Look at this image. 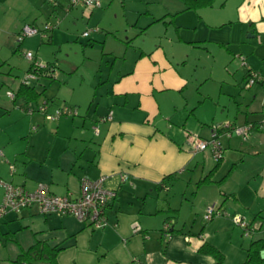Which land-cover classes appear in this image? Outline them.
Here are the masks:
<instances>
[{
    "label": "crops",
    "instance_id": "1",
    "mask_svg": "<svg viewBox=\"0 0 264 264\" xmlns=\"http://www.w3.org/2000/svg\"><path fill=\"white\" fill-rule=\"evenodd\" d=\"M53 1L0 0V53L4 44L13 53L20 49L25 38L18 42L17 34L24 25L37 24L36 19L28 20L41 7L70 15L77 6L66 11L69 0H56L59 7H53ZM113 1L99 0L93 9L79 5L80 15L89 23L101 6L110 8ZM124 1L122 28L115 33L109 29L106 34L118 41L120 56L114 55L113 49L104 52L112 59L110 70L115 67L116 74L101 83L97 90L102 93L94 94L93 104L89 103L83 114L78 108L82 101L70 97L67 102L63 97L59 104L56 93L47 92L49 82L65 81L59 79L57 68L53 77L43 75L36 81L34 87L43 94L35 103L50 100L57 107H73L74 116L45 120L40 112L28 114L20 106L21 98L11 104L0 98V122L5 121L0 123V202L2 182L22 185L28 191L44 184L53 194L76 196L82 178L95 180L107 175L106 186L117 192L107 209L108 224L93 229L69 215L40 214L36 206L19 214L8 213L0 220V264H12L37 242L64 248L55 263L22 264H212L214 259L199 251L205 242L223 253V264H251L242 259L238 248L236 259H230L234 254L228 255L216 237L234 225L231 216L238 214L254 227L249 236L264 241V0H216L212 7L197 10H184L180 0H146L145 4L160 5L134 11L133 18L127 15ZM101 20H95L92 27H98ZM47 22L46 18L42 30L37 28L45 34L39 33L42 39L51 31H44ZM223 30H227L225 37H217L223 40L217 43L237 65L230 71L226 64L227 73L220 70L216 77L208 34ZM53 38L54 31L49 40ZM202 54L212 58L207 67L199 64L206 60ZM34 57L44 62L36 54ZM11 58L0 57V70L7 72L1 82L8 87L6 91L16 93L30 62L21 71ZM250 69L258 71L261 79L246 87ZM209 80L217 84L214 92L212 87V92L206 88ZM109 112L111 118L103 120ZM224 122L256 127L246 139L221 134L220 160L209 150H192L190 135L208 138L211 126ZM224 169L227 174L217 179ZM238 169L239 176L233 177ZM122 175L127 179L121 180ZM168 175L174 177L163 184ZM175 187L181 190L175 193L180 194L177 207L166 197L160 202V195H169ZM194 203L215 205L225 215L196 225ZM185 205L193 220L189 227L188 218L177 220ZM165 221L169 222L170 237L162 231ZM134 225L139 229L134 230ZM259 263H264V258Z\"/></svg>",
    "mask_w": 264,
    "mask_h": 264
},
{
    "label": "rangeland",
    "instance_id": "2",
    "mask_svg": "<svg viewBox=\"0 0 264 264\" xmlns=\"http://www.w3.org/2000/svg\"><path fill=\"white\" fill-rule=\"evenodd\" d=\"M145 1L146 0H125L124 2H125L127 15L133 18V15L131 14L136 13L134 11H142L149 9L151 5L153 6L152 8H154V5H160L158 2L145 4ZM121 5H122L121 0H114L110 8H108V5L101 6V8L95 12L93 19L89 23L85 18L81 17L79 5L75 7L74 9L75 13L72 12L70 15L69 14L66 15L61 10L53 11L51 8H49V6H43L39 9L38 13L34 14V16H32L30 20H28V22H30L33 19H36L37 24L35 26L38 29L42 30L47 18V20L50 21L47 23L52 25V28L50 29L51 31H48V33L46 34L48 37L42 39L39 33L34 37H27L20 44V49L14 53L12 51L13 49L11 50L8 44H4L2 47L3 51L0 53V57H5L6 59L8 57L11 58V56L13 55V57L11 58L13 64L15 63L16 65H18L19 66L18 68L21 69V71L26 66V62L28 63V60H26L24 56H22V53L27 51H31L34 54H36L38 60H42L45 63L50 62L55 64L59 72V76H60L59 79L60 80L63 79L65 81L64 83H61L60 81L49 82L50 88L48 89L47 92L56 93V97L61 100L59 104L63 103L62 102L63 97H65L67 102H70L69 100L70 97L71 98L73 97L75 100L82 101L81 105L78 108H79V113L83 114L86 111L88 104L90 103V106L93 104L92 98L94 94L95 96H97V94L102 93V91L97 90L101 85V83L105 82V80L108 77L112 79V76L116 74L114 71L115 67L114 70H110V67H112L111 65L113 63L112 59H109V56L105 55L104 52H108V50L113 49L114 55L120 56V52L117 49L118 41L115 40L114 37H111L110 34L108 35L106 34L108 33L107 30L109 29H111L109 32L115 33L114 30L122 28L121 26L122 18L120 17ZM105 10L106 12L104 15ZM143 16L144 15H141L140 20H143L142 18ZM57 18H60L59 19L60 22L58 23L56 21ZM100 18H102L101 20L102 23L98 24V27H95L98 28L99 32H91L89 36L83 37L81 35L82 32L84 30L93 29L92 25L96 24V22L94 21ZM53 31H54V38L51 41L49 40V35ZM191 32L193 33V31ZM226 32L227 30H223L222 32L215 31L216 34L213 36H210L208 34L209 37L208 39H212L211 40L212 42H208L207 44L209 45V48H211V51L214 56L213 63H215L216 65L215 66L216 67L215 73L217 75L216 77H219V74L221 73L220 70L223 71L224 73H227L224 70L226 64L229 66L228 68L230 71L231 70L233 71V68L237 65L235 61H229L230 54H227L224 46H221L217 43L223 41V40L221 41L218 40L217 37L218 38L219 36H221L220 38L225 37ZM118 33L120 37L125 39L122 32H118ZM104 38L107 39V43L106 46L103 47L102 42ZM199 44L200 43H198L197 45ZM201 44H203V42ZM231 46L230 44H227V47H229V49H232ZM202 57H204L206 60L199 61L200 65H204V66L206 65L207 67L210 63H212L211 57L207 58L203 54ZM5 65L6 66L4 68L7 69L8 62ZM15 67L17 69V66ZM237 70L239 71V68ZM199 72H201L202 74V71ZM5 73L7 72H5L4 70L2 71L0 70V98L4 102H8L9 104H11L10 98L7 97L5 94L6 89L8 87L1 82V77L2 75H6ZM207 86L208 87L206 88L210 90V92H212V90L209 87H212L214 92V88L217 86V84L214 81L209 80ZM58 89L61 90L57 91ZM214 95L215 94L213 93L212 98L214 97ZM212 101H215V98ZM50 102L51 104L54 105L52 101ZM1 122H5V121L2 120ZM1 125L2 124H0V126ZM47 125L49 126L50 124ZM209 163H210L209 165L212 164L211 161ZM240 170L241 169H238V171L233 175V177L239 176ZM225 171L226 169L218 173L216 175V178L218 179L220 176H222V173L225 174ZM249 172L250 171H248L246 175H248ZM250 187L252 190L253 184H250ZM178 189L179 187L173 188V190L171 191V193H169V195L163 192L159 197L160 202H162L166 197L167 200H171L172 203H175L177 207L180 201V194L178 193L175 194V193L176 190ZM180 191L181 190L179 189L178 192ZM188 192L190 193V190ZM189 193H187L186 196H188ZM186 206L187 205H185V207L184 206L182 207L180 211V216L178 217V219L177 217L175 219L179 221H183L184 219L187 220L189 216L187 214L188 211L186 209ZM193 206H195L196 208L194 211L197 212V214H195L194 216L197 220L196 225H198V223L200 225H204L203 222L206 223L209 222L206 221L203 217L204 210L208 205L200 206V204L198 205L197 203H194L192 207ZM202 207H204V210ZM162 215H164V213H162ZM159 219H161V217H159ZM159 219L157 218L156 221L157 225H159L160 223ZM192 221H193L192 219L187 220L188 227L192 225ZM160 226H157V229L154 231V233H157V230L159 229ZM162 226H163L162 231H165L164 224ZM163 234H166L167 236L170 237V233L167 234L166 232H163ZM255 239H256L255 235L248 236L243 232V230L239 226L237 227L234 225H230V227L226 228L224 235L222 236L219 235L216 237L217 243L228 252V255L229 252H232L234 254V256L230 255V259L236 257L237 255L236 249L238 248V253L243 256L242 259H245V261L247 260V256L245 257V249L249 247L250 242ZM228 260H229V256H228ZM251 264H258V262H254ZM259 264H264V263H259Z\"/></svg>",
    "mask_w": 264,
    "mask_h": 264
},
{
    "label": "built area",
    "instance_id": "3",
    "mask_svg": "<svg viewBox=\"0 0 264 264\" xmlns=\"http://www.w3.org/2000/svg\"><path fill=\"white\" fill-rule=\"evenodd\" d=\"M81 5L87 9H93L99 6V0H69L66 11L70 6ZM53 7H59L60 5L56 0L52 2ZM52 28V25L46 23L44 31H48ZM98 28L85 30L82 32L83 37H87L91 32H97ZM40 33L37 27L32 25H24L17 34V41L21 42L26 37H31ZM46 33V32H45ZM41 36L45 34L40 33ZM26 60L30 62L29 68L24 72L20 79V83L24 85H32L40 79L43 75L54 76L56 67L51 66L48 63L36 61L33 52L27 51L24 53ZM241 58V57H240ZM242 65H245V61L241 58ZM261 79V75L250 69L248 71V77L245 85L251 86L256 81ZM7 97L10 100L14 99V91L8 90L6 92ZM48 102L35 107L28 103L26 105V112L32 114L35 110L43 114L45 120L55 121L61 116H74L76 111L67 106H60L54 108L51 112L48 110ZM111 112L107 114L104 119H110ZM253 130V124L246 123L243 125H234L231 122H224L221 124H213L211 126L210 135L208 138H200L195 135H190V143L192 150L205 151L209 150L212 157L215 160H219L222 157V147L219 137L224 134L228 137L232 135L241 136L246 139ZM95 133L97 129L94 128ZM13 171V169H12ZM125 175L121 176V180H126ZM107 175H101L95 180L88 178H82L80 181L79 193L76 196L71 194L56 195L49 191L48 187L44 184H39L35 190L28 191L22 185H16L12 183L2 182L4 189L3 197L0 202V220L8 213L19 214L24 209L31 206H36L38 213L50 214L56 213L61 215H69L76 218L78 221L83 222L87 226L93 229H99L107 226V209L111 201L116 197V190L110 189L106 186ZM223 211L215 205H208L204 210V219L211 220L216 217H221L225 214ZM231 221L234 225L239 226L246 235H250L253 232V228L250 224L245 222L244 218L238 214L231 216ZM169 222L164 223V230L168 234ZM134 230L139 229L134 225Z\"/></svg>",
    "mask_w": 264,
    "mask_h": 264
},
{
    "label": "trees",
    "instance_id": "4",
    "mask_svg": "<svg viewBox=\"0 0 264 264\" xmlns=\"http://www.w3.org/2000/svg\"><path fill=\"white\" fill-rule=\"evenodd\" d=\"M180 1L184 5V10H197L200 8L212 7L216 0H180ZM48 64H50L51 66H55V64H53V63H48ZM254 71H256V70H254ZM256 72H258V71H256ZM247 77H248V74L246 76V79H247ZM245 82H246V80H245ZM35 84H36V82L33 83L32 85L27 86V85L20 83L18 90L16 91V93L14 92V99H12L11 101L13 102V101H15V99L21 98V99H23V103L20 106H22L24 110H25L26 105L28 103L32 104L36 109V107L40 104L35 103V101H37V99L40 97V95L43 94V91H38L34 87ZM45 102H48V104H49L48 110L50 112L54 108L57 107V106L52 105L50 100H47ZM67 107H69V106H67ZM69 108L74 109L73 107H69ZM35 111H37V110H35ZM64 116H66V115H64ZM255 127H256V124H253V128H255ZM173 177H174V175L166 176L163 179L162 183L166 184V182L172 180ZM116 196H117V192H116ZM115 198L111 201V203L115 200ZM110 204H109V206H110ZM165 223H166V221H165ZM63 248H64V246H56L54 248H49L45 244L37 242L34 245L27 248L26 250H24L23 252H21L19 255H17L16 259L12 262V264L32 263L35 261H46L48 263H55L57 254ZM262 248H264V241H262L260 239L252 240L249 244V247L247 248V251H246L247 252V255H246L247 260L246 261L248 263H254V262L260 261L261 260L260 251L262 250ZM199 251L201 253L210 255L214 259V262L212 264H223V261H224L223 253L220 250H218L215 246L211 245L210 243H208V242L203 243L202 246L200 247Z\"/></svg>",
    "mask_w": 264,
    "mask_h": 264
},
{
    "label": "water",
    "instance_id": "5",
    "mask_svg": "<svg viewBox=\"0 0 264 264\" xmlns=\"http://www.w3.org/2000/svg\"><path fill=\"white\" fill-rule=\"evenodd\" d=\"M260 256H261L262 258H264V250H261V252H260Z\"/></svg>",
    "mask_w": 264,
    "mask_h": 264
}]
</instances>
